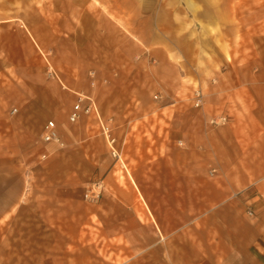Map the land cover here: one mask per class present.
<instances>
[{
  "label": "rangeland",
  "instance_id": "rangeland-1",
  "mask_svg": "<svg viewBox=\"0 0 264 264\" xmlns=\"http://www.w3.org/2000/svg\"><path fill=\"white\" fill-rule=\"evenodd\" d=\"M225 4L245 13L256 64L264 0H0V264H264L254 255L264 257V185L224 188L226 202L216 204L209 197L216 188L205 182L219 178L217 171L203 170L196 187L188 180L133 184L153 175L158 151L148 132L166 127L158 118L175 108L167 107L155 49L139 36L146 23L140 10L157 16L152 33L165 25L164 34L187 38L197 49L200 37L226 36L228 22L203 18ZM163 12L168 20L160 19ZM233 17L229 23L241 31ZM83 28L102 41L81 42ZM99 44L118 50L105 70ZM53 53L76 54L71 74H59ZM28 64L36 73H23ZM84 96L98 115L70 122L69 112ZM191 97L182 108H199ZM49 120L62 146L42 141ZM100 121L116 139L119 158ZM218 189L220 199L225 195Z\"/></svg>",
  "mask_w": 264,
  "mask_h": 264
},
{
  "label": "crops",
  "instance_id": "crops-1",
  "mask_svg": "<svg viewBox=\"0 0 264 264\" xmlns=\"http://www.w3.org/2000/svg\"><path fill=\"white\" fill-rule=\"evenodd\" d=\"M223 7L214 10L211 16L203 15V18L228 22L225 26L226 36L219 35L207 39L200 37L197 49L190 46L193 41L187 38L181 39L164 34V29H168L165 25L161 34L152 33L154 18L157 16L140 10L141 20L146 23L143 26L145 33L140 31L139 36L151 49H155L154 55L158 66L161 67L158 74L162 79L163 90L167 92L165 98L168 102L167 107L175 108L171 114L159 116L161 122L153 120L152 125L159 122L166 125L162 128L153 127L156 128L155 131L148 132L156 146L152 147V150L154 153L158 151L157 159L152 160L150 164L153 175L148 182L144 178L135 177L137 181V183L133 181L135 186H142L143 183L149 186L159 184L173 186L179 183L184 185L185 180L191 181L194 187L202 186V171L211 170L210 174L217 171L219 178L210 180V183L205 182L209 187L216 188L213 192L215 190L217 195L213 193L209 197L211 202L217 204L226 202L228 191L224 188L264 185L262 184L264 182L260 183L264 178V31L257 34L258 49L252 54L256 64L251 63L248 52L249 35L245 33L243 26L246 15L232 13L230 4ZM233 14L243 26L241 31H237L236 24L229 23ZM101 15L93 16L99 20ZM158 15L163 20H168L167 17L170 16L165 12ZM105 27L103 21V28ZM76 28H73L75 33ZM92 32L89 28L87 30L83 28V31L79 32L83 34L80 37L81 42L89 44L102 41L100 34L96 33L97 37ZM237 32L241 33L238 41L234 40ZM117 51L116 48L105 51L103 45L99 44L96 52L99 68L107 69L108 66L105 67L107 59L116 60ZM89 54H82L80 57L85 58ZM75 55L67 53L65 57L59 58L57 53H53L50 58L59 74H71ZM170 55L175 59L173 63L170 62ZM60 59L66 61L58 62ZM35 68L28 64L23 73L34 74ZM185 90L190 92L187 99L176 98L175 95ZM196 90L203 94V105L200 108L190 106L187 109H184L186 106L182 108V101L192 99L191 96ZM213 116H226L227 123L223 126L208 125L209 119ZM52 146L49 144L47 149H52ZM85 151L83 149V153ZM219 187L225 191L221 190L223 192L221 195L225 196L220 199ZM249 248L247 251H250ZM254 255L264 263L263 255L259 253ZM248 256L250 257V253Z\"/></svg>",
  "mask_w": 264,
  "mask_h": 264
},
{
  "label": "built area",
  "instance_id": "built-area-1",
  "mask_svg": "<svg viewBox=\"0 0 264 264\" xmlns=\"http://www.w3.org/2000/svg\"><path fill=\"white\" fill-rule=\"evenodd\" d=\"M200 100H201V95L200 93H197L194 96V105L196 107L200 106ZM90 113H95L96 115H98L94 101L87 96L80 97L78 98L76 103L73 105L71 111L69 112L68 119L70 122H76L81 114H90ZM209 123L211 125L217 124V122L213 121L212 119L210 120ZM99 124L101 127V132L110 146L111 154L119 158L118 152L115 150L113 146L114 143L116 142V139L110 134V130L108 126H106L105 124H102L101 121L99 122ZM41 138H42V141L44 142L56 143L59 146L63 145L61 141V137L59 133L57 132L56 125L54 121L52 120H49L44 124Z\"/></svg>",
  "mask_w": 264,
  "mask_h": 264
},
{
  "label": "bare ground",
  "instance_id": "bare-ground-1",
  "mask_svg": "<svg viewBox=\"0 0 264 264\" xmlns=\"http://www.w3.org/2000/svg\"><path fill=\"white\" fill-rule=\"evenodd\" d=\"M197 93H200V95H201L200 106H198L200 108L203 105V103H204V101H203V94L200 92V90H196L195 92H193V97ZM211 119L213 121L217 122V124H214V126H223V125H225L227 123V117L226 116H213V117H211L209 119L208 123L210 122ZM178 144H180L179 141H178Z\"/></svg>",
  "mask_w": 264,
  "mask_h": 264
}]
</instances>
